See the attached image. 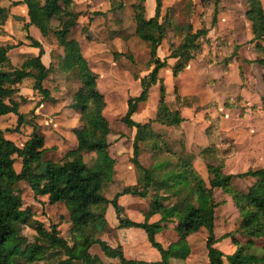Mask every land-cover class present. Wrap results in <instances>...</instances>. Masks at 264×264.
Listing matches in <instances>:
<instances>
[{"label":"trees","instance_id":"1","mask_svg":"<svg viewBox=\"0 0 264 264\" xmlns=\"http://www.w3.org/2000/svg\"><path fill=\"white\" fill-rule=\"evenodd\" d=\"M126 1L129 0H112L113 11L121 8ZM145 1L134 0L131 9L136 36L149 44L150 59L147 67L152 69L147 76L140 79L142 92L138 97L128 100L127 113L122 120L129 129H135L131 162L138 178L137 184L123 188L112 200L105 197L115 166V161L107 153V137L111 130L103 115L106 102L97 90V75L89 68L77 43L67 37L76 25L79 15L73 12L71 0L21 1L27 6L29 25L37 28L45 38L52 36L63 49L60 69L69 72L79 85L75 98L81 126L74 131L77 147L60 161H43L42 156L46 150L42 136L33 133L19 148L4 137L7 129L2 130L0 127V264H104L97 256L90 254L89 250L94 245L99 246L106 258L115 261L113 264H148L127 260L120 246L111 248L100 238L107 226L105 212L108 205H112L115 211L119 229L137 228L144 231L151 247L161 256V261L156 264H169L174 252L189 249L187 238L202 229L207 233V264H264V247L261 255L249 253L255 244L253 239L264 240V168L236 175L224 174L222 169L227 159L225 150H220L211 143L201 152L214 160V163L205 164L208 174L205 182L192 166L194 157L186 154L184 150L175 152L168 145V141L152 129L153 123L177 127L183 118L179 111L171 110L166 103L164 85L157 77L159 70L167 64L159 60L156 51L172 23L168 14L163 19L161 17V0H154V15L146 19ZM210 1L200 0V3L206 4ZM214 2L211 27L217 25L219 17L220 0ZM247 2L249 8L245 16L251 24V42L261 57L255 62L264 66V6L261 0ZM2 12L0 9V13ZM57 15L66 16L68 19L53 28L51 21ZM4 21L5 18L2 23ZM175 29L180 42L169 46L168 56L176 59L172 68L174 76L202 54L209 34V29L193 31L191 25L178 26ZM26 39L39 53L37 56L28 57L19 68H12L8 59L7 53L12 47L0 46V118L9 114L18 116V124L12 132H19L23 123L18 107L19 103L25 101L21 97L16 102L12 97L18 93V86L26 78L33 79L32 89L41 94L43 99L49 97V92L43 88L42 83L51 67L46 68L41 62L43 47L40 42L28 34ZM157 83L159 101L155 118L147 123L134 122L132 115L137 112L139 104L147 101L150 88ZM261 101L264 106V96ZM141 146L152 155L153 162L148 167L139 162ZM83 152L96 155L92 165L83 162ZM18 161L21 166L19 172L15 170ZM247 177L255 181L246 192L232 187L234 179ZM20 182L28 186L35 198L47 197L48 205L62 204L65 207L71 225L68 232L71 244L60 235L57 225L52 224L47 232L40 222L35 223L37 236L34 242H27L22 235V226L26 225L24 218L31 217V211L29 208L23 209ZM159 187L160 191L157 190ZM215 189L229 194L239 212L237 230L225 235L232 239L235 247V252L229 256L214 247L217 242L214 236L215 209L218 206L214 200ZM123 195L150 199L143 223H135L123 216V208L117 203L118 198ZM154 215L159 216V221L149 223V218ZM167 223L174 226L178 240L164 249L155 236ZM235 235H240L247 241L242 242Z\"/></svg>","mask_w":264,"mask_h":264},{"label":"rangeland","instance_id":"2","mask_svg":"<svg viewBox=\"0 0 264 264\" xmlns=\"http://www.w3.org/2000/svg\"><path fill=\"white\" fill-rule=\"evenodd\" d=\"M261 1L264 6V0ZM99 2L100 0H98ZM133 2L134 0L126 1L121 7L122 12L113 15V37H111L113 43H115L113 44V51L121 52L124 58L122 59L120 55H113V62H110L107 58L103 59L101 56L96 66L93 65L101 73V79L98 80L97 85H99V90L103 93L107 103L104 116L112 129L109 141L114 143L120 141L117 149L114 150L117 156L132 151L134 133L122 120L127 113L128 100L137 97L142 92L139 81H136L134 77H144L148 74L147 63L150 58L149 44L142 41L135 34V23L131 11ZM161 2L163 7L161 17L163 19L165 11L168 10L172 25L171 28L167 29L160 46L157 48L156 55L160 59L166 60L165 57L169 54V46L180 42L175 27L191 25L193 31L201 28L209 29L204 53L190 63L187 69L180 74L177 81L169 73L170 65L161 70V73L171 78L169 80L173 87L177 88L178 94L187 97L181 100L182 104L179 106L183 108L186 119L182 131L186 133V141L190 142L192 148L198 146L197 149H192L195 152L200 149L199 143L202 141H209L208 146L213 143L216 148L225 150L227 162L224 172L226 174H239L248 170L255 171L263 168L264 106L261 98L264 96V66L255 63L260 55L254 50L251 42V24L245 16V12L249 8L247 0H220L218 23L215 27H211L214 0L206 4L200 3V0H161ZM0 3L5 4L6 2L2 0ZM104 7L101 6L100 9H104ZM86 12L85 14H89V12ZM12 16L14 18L12 22L20 19L25 23L28 22L25 10H17L16 8V10H12ZM2 20L3 18L0 15V24ZM65 20L66 18L63 15H58L55 17L53 25L57 26L58 23L61 25ZM96 26H98L97 28L102 26L101 29H103L101 22L96 23ZM79 31L80 29L76 28L72 35H76L77 38ZM19 32L18 26L13 23L5 30V35L0 38V42L6 41L13 45L18 44L21 39ZM84 34L86 37L88 35L87 31ZM72 35L70 34V37ZM90 36L93 37L92 32ZM90 36L88 35L89 38ZM108 36L110 37L109 32ZM79 37L83 38L82 36ZM73 39L79 45V42L75 38ZM57 55L58 50L53 49L52 59L53 56L56 57ZM65 84L64 81L59 82L56 76L47 81L46 86L52 87L53 92H55L54 97L57 100L54 101L53 105H45L41 110L40 120L37 119L36 112L43 104L42 99L39 102L32 101L20 104L25 110L21 114L25 126L38 125L49 136L46 139L47 142L60 141L56 149L43 154V161H57L65 155L62 153L63 150L68 153L74 150V143L69 139L71 138L70 132L74 128H78L79 114L76 112V118L74 119L67 118L73 116L70 109L74 107L75 100L71 97L79 85L69 76L68 82ZM169 92V96H174L171 88ZM174 97L171 98V101H174ZM154 107L155 104L153 103L140 104L137 113L132 118L144 122L154 117V111L156 110ZM64 111H66L65 114ZM60 112L63 114L61 115ZM17 121L18 116H15L12 120H4L3 125H13L15 127L18 124ZM33 131H36V129L34 128ZM38 131L40 130L38 129ZM56 133L60 134L62 139L58 138ZM10 137L14 138L15 136ZM127 141L131 143L130 147H128ZM18 145L21 146V144ZM131 157H133L132 152ZM142 158L141 163L150 165L149 156H143ZM207 158L203 156L206 162H208ZM85 159L91 165L89 157H85ZM126 159L127 157L121 156L118 159V164L120 171L128 176L127 169L133 164L131 161L125 162ZM20 167L18 161L15 164V170L19 172ZM254 181L247 177L238 180L235 185L237 189L243 190L242 188L245 185L253 184ZM19 188L22 192L23 209L29 208L31 211V217L24 218L26 225L22 226V235L26 237L27 242H34L37 236L35 223L40 222L47 232L50 231L52 224L57 225L60 235L71 244L68 234L71 225L64 206L51 207L46 202L38 201L28 186L22 182L19 183ZM115 190L113 188L114 193ZM157 190L160 191V187ZM149 203L150 199L127 197L123 204L125 205L124 215L132 220L142 221L141 213L148 209ZM112 211L114 213V210ZM238 223L235 225V230H232L233 233L237 230ZM121 231L126 230L121 229ZM107 236L109 238V234ZM125 236L128 237V234ZM162 238L167 241L170 240L166 235H163ZM123 240L124 238L122 242H124ZM118 242L120 241L113 232V245ZM197 244V240L193 242L194 253L192 257H189L190 262H193L192 264H202L201 251L203 252V250L202 246H197ZM263 247L264 241L259 240L257 247L251 251L254 254L261 255ZM92 253L101 254L97 247L92 250Z\"/></svg>","mask_w":264,"mask_h":264},{"label":"crops","instance_id":"3","mask_svg":"<svg viewBox=\"0 0 264 264\" xmlns=\"http://www.w3.org/2000/svg\"><path fill=\"white\" fill-rule=\"evenodd\" d=\"M1 1L2 0H0V2ZM21 1H23V0H3V2H6V3L5 4L0 3L1 4L0 9L3 10V12L0 13L1 18H3V19L5 18L4 23L1 22V24H0V38H2L5 35V30H7L9 28V26L12 25L13 23H15V25L18 26L19 31H20L19 34L21 36V39L19 40L20 42L18 44L15 43L13 45L11 43L3 41V42H0V46L12 47L8 51L7 56H8V59L10 61L11 67L12 68H19L28 57L37 56L39 53V50L37 48H33L30 46L29 41L26 39V35L28 34L30 37L34 38L35 40L40 42V44L42 45L43 55L41 57V62L46 68L51 67L50 73L48 74V76L46 77V79L42 83L43 88L48 90L49 97L46 99H43V96L41 94H39L37 91H34L32 89V85L34 82L32 78H26L18 86V93L12 97V100H14L16 102H19L20 98L23 97L25 99V101L22 102V104L32 102V101L39 102L42 99L43 104L39 107V109H37V112H36L37 119L40 120V118H41L40 113H41V110L45 107V105L46 104L53 105L54 101L57 100L56 97H54L55 92H53L52 87L49 88L48 86H46L47 81H49L52 77L56 76L57 79H59V82L64 81L67 84L68 76L71 77V79H73V80H74V78L71 76V74L69 72H63L60 69V60L63 56V49L57 45V42L55 41V39L52 36L50 38H45L41 35V33L38 31L37 28L29 25L28 9H27V6L25 4L21 3ZM71 1H72L73 12L77 13L79 16L77 18L76 25L70 30L67 37L69 40H72V41H74L73 38H75L79 42L78 46H79V50H80L82 56L86 60L89 68L97 75L96 86H97V90L101 93V91L99 90V85H97L98 80L101 79V77H100L101 73L96 68H94L96 66V63H98V61H100L101 56L103 57V59L107 58L110 62H113V55L114 56L120 55V57L122 59L124 58V56L121 55V52L118 53L116 51L115 52L113 51V44H115V43H113V41H112L113 38L111 39V37H113V15L115 13L120 14V12H122V10H121V8H119L116 11H113L112 0H100L99 3H98V0H71ZM14 3H16V4H14ZM101 6H105L104 9H100ZM16 8H17V10H25L26 16L28 18L27 23H25L22 19H20L18 21L16 20L15 22H12L14 19L12 16V10H16ZM145 9H146V14H145L146 19H150L151 17H153L154 10H155V1L154 0H146L145 1ZM85 12L86 13L89 12V14H85ZM161 13H162V9H161ZM167 14L169 15L168 10H167V12L165 11L164 17ZM57 16H55V17H57ZM55 17L51 21V25L53 28L60 25V23H58L57 26L53 25V21H54ZM64 17L66 18V20L68 19L66 16H64ZM98 22H101V24L103 25V29H101L102 26H101V28H97L98 26H96V23H98ZM27 25H28V27H27ZM76 28L80 29L77 38H76V35H72V33L75 31ZM92 28H94V29H92ZM86 31H87L89 36L91 35V32H92L93 37L90 36V38H89L87 35L86 37H88V39H86V37L84 36L85 35L84 33ZM108 32L110 33V37L108 36ZM70 34L72 35L71 37H70ZM79 36H82L83 38H80ZM97 41H100V42H97ZM53 49L58 50V55L56 57L53 56V59H52ZM203 53H204V49H203L202 54ZM202 54L199 56H202ZM149 55H150V52H149ZM168 56H169V54L167 55V57H165L166 60L160 59L158 56L157 57L159 58L160 61H165L167 66H169V65L171 66L169 73L172 75V78L175 81H177L180 74H182L187 69V67L190 65V63L195 61L199 57V56H197L194 60H191L182 72H180L179 74L174 76L173 72H172V68H173L174 64L176 63V59L168 58ZM260 58H258L256 60H259ZM93 65H94V67H93ZM167 66L162 68V69L167 68ZM260 66H262V65H260ZM151 69H152V67L148 68V70H147L148 74L150 73ZM162 69L159 70L157 77H158V81L159 82L161 81L164 85L165 101L169 105L171 110L179 111L180 116L183 118V121L177 127H166V126H163V125H160L157 123H153L152 129L155 133L162 135L163 139H165V141H168V145H170L175 152H181L184 150L186 152V154L192 155L194 157V159L191 161L193 168L195 169L196 173L205 182H207L208 174H207V171L205 168V164L210 163V162L212 163L214 160H213V158H210L206 155H202L201 152L205 148L208 147L209 141H202L201 143H199L200 149L197 150L198 152H195L194 150H192V149H197L198 146L192 148L190 145V142L186 141V133L182 132L184 124L186 122L185 121L186 119H185V115L183 112V108H180L179 106H180V104H182L181 100L183 98H187V97L181 96L178 94L177 88L173 87V84L169 80L171 78H168L166 76V74L161 73ZM147 75H145V76H147ZM141 78H143V77H139V76H137V78L134 77V79L136 81H139V83H140ZM74 81H76V80H74ZM170 88L173 91V94L175 97L169 96V93H170L169 89ZM50 89H52V90H50ZM77 89H78V87H76V89L74 90L72 97H71L72 99L75 100L74 107L70 109V111H72V113H73V116L69 115L70 117H68L67 119L76 118V112H78V114H79V110L76 106V98H75V94L77 92ZM155 92H157L158 94ZM101 94L103 95V93H101ZM103 97H104V95H103ZM172 97H174V101H171ZM104 99H105V97H104ZM158 101H159V83H157L156 85H153L150 88L147 101L145 103H142L145 105L147 103L148 104H150V103L155 104L154 108L156 110L154 111V117L149 118L144 122L136 121V119L134 120L132 118L137 113L136 112L135 114L132 115L131 119L136 123H147L148 121L153 120L156 116ZM36 102H35V104H36ZM105 102H106V100H105ZM20 104L21 103H19L18 113L21 115L23 112H25V110L23 109V106H20ZM106 106H107V103H106ZM105 109H106V107H105ZM105 109H104V111H105ZM104 111H103V115H104ZM60 113L62 115L63 113L65 114L66 111H64L63 113L62 112H60ZM15 116L16 115H14V114H9V115L1 117L0 118V127L2 130H6V129L9 130L10 129L9 131L6 130L4 132V137L7 140L13 142L17 147L21 148L30 139V137L33 133H36L39 136H42L44 138V148L46 150L45 152L54 150L59 146L60 141H48L47 142L46 139L49 136H47V134L44 133V130L42 129V127H40L38 125L29 127V126H25L24 125L25 123L23 122L22 125L19 127L20 133L19 132H12V129H14L17 125L15 127H13V125L12 126H7V125L4 126L3 125L4 120H8V119L12 120ZM71 117H73V118H71ZM80 126H81V124H80V116H79L78 128H74L70 132V135H71L70 139L67 138L68 136L66 137L67 139H69L71 142L74 143L73 149H75L77 147V141H76L74 131L78 130L80 128ZM63 127H65V125H63ZM34 128L36 129V131H33ZM38 129L40 131H38ZM30 130H32V131H30ZM110 130L112 133L111 127H110ZM131 130H133V133L135 135V129H131ZM111 133L107 137L108 144H109V148L107 150V153H108V156L115 161V166H114V175L112 177V182L109 184L107 190L105 191V197L108 200H112L114 198L113 195H116L117 193L119 194L123 190V188L128 187V186H134L135 184H137V178H138V174H137V172L133 166H131V167H129V169H127V173L129 174L128 176H126V174H123V172L120 171L118 159L122 156V157H127L125 162L131 161V159H132L131 152L132 151L131 152L128 151L126 153L127 155L126 154L125 155L120 154L117 156L116 153L114 152V150L117 149V146L119 145L120 141L115 142V143L113 141H109V136L111 135ZM12 135L15 137L11 138L10 136H12ZM16 136H18V137L16 138ZM56 136L58 138L62 139V136L60 134L56 133ZM54 137H55V135H54ZM18 144H21V146H19ZM127 145H128V147H130L131 143L128 142ZM132 145H133V141H132ZM64 151L65 150H63L62 153L66 155L68 152L67 151L64 152ZM132 155H133V153H132ZM64 156L57 161L62 160L64 158ZM143 156L144 157L149 156L150 161H151L150 165H151L153 162L151 160V158H152L151 153L149 151L147 152V150L144 146H141V154L139 155V162L140 163L142 161L141 159H143L142 158ZM203 156L208 157L207 158L208 162L204 161ZM85 157H89V161L91 162V165H92V163L95 162L96 155L94 153H91V152L90 153L89 152H83L82 153L83 162L88 164L85 161L86 160ZM226 162H227V159L225 161L224 168L222 169V172L224 174H226L224 172ZM141 164L143 166H146V167L150 166V165H145L144 163H141ZM88 165H90V164H88ZM239 174H241V173H239ZM233 175H236V174H233ZM127 179H128V181H127ZM243 179H245V178H243ZM238 180H240V179H238V178L234 179L232 181V184H231L232 187L237 191L246 192L247 189L252 185V183H250L248 186L245 185L244 188H242L243 190H241L240 188L237 189L235 182H237ZM252 180H254V179H252ZM22 183H24V182H22ZM241 183H242V180H241ZM113 188L116 189L115 193L113 192ZM127 197L128 198H137V197H132L130 195L120 196L117 200V203L123 208V211L125 208V205H123L124 200H126ZM36 199L38 201L47 202V197H37ZM139 199H142V198H139ZM214 200L216 203H218V206L215 209V227H214V236L217 239V242L215 243L214 247L217 248L218 250H220L224 255L229 256L235 252V247L232 244V239L230 237L226 238L225 235L232 233V230L233 231L235 230V225H237V223L239 222V212L236 209V207L234 206L231 196L229 194L223 192L221 189H215L214 190ZM119 202H121V203H119ZM56 205H62V204H55L53 206H56ZM48 206H50V205H48ZM148 209H149V206H148ZM148 209H146L145 211H143L141 213V215L143 217L142 221L141 220L135 221V220H132V219L126 217L124 215L125 212H124L123 216L128 218L129 220L135 222V223H143L144 222V213L148 212ZM112 210H114L112 205H108L106 212H105V219L107 222V226L104 229L100 238L103 241H105L111 248H114L116 246H120L123 250L124 257L127 260L140 261V262H144V263H148V264L159 263L161 261V256L157 252L156 249L151 247V245L149 244V242L147 240V237H146V234L144 233V231L137 229V228H122V229L126 230V231H124L125 232L124 233L123 231H121V229L118 228L119 222L117 220V216L115 214V211L113 213ZM157 221H159L158 215H154V216L150 217L148 220L149 223H155ZM163 225L164 224H162V226ZM173 228H174V226L171 223H167L166 227H164V229L155 236L156 241L164 249H167L170 245L176 243L178 240L177 234ZM113 232H114L115 236L118 238V241H120V242L116 243L115 245H113ZM107 234H109V238H108ZM126 234H128V237L125 236ZM200 234H202L201 237H199ZM163 235L168 236L170 238V240L167 241L166 239H163L162 238ZM110 236H111V238H110ZM198 237H199V239H197ZM235 237L237 239L241 240L242 242L247 241L246 238H243L240 235H235ZM123 238H124V240H123L124 242H122ZM206 238H207V233L203 229L198 231L197 233L190 235L187 238V244H188L189 249H183V250H178V251L174 252L172 254L171 258L169 259V264H192L193 262H190L189 257L193 256V253H194L193 242H195L196 240L198 241L197 246H202L203 252L200 250L201 254L203 256V259L201 260L202 264H207V261H208L207 260V251L205 248ZM253 240H254L255 244L249 250L250 254H254V253H252L251 250L256 248L257 242L259 240H263V238L253 239ZM200 243H201V245H200ZM95 247H97L100 250L99 246H97V245L92 246L89 250L91 255L97 256L102 261V263H104V264L115 263V261L106 258L103 255L101 250H100V253H101L100 255L93 254L92 250L95 249ZM254 255H258V254H254Z\"/></svg>","mask_w":264,"mask_h":264}]
</instances>
